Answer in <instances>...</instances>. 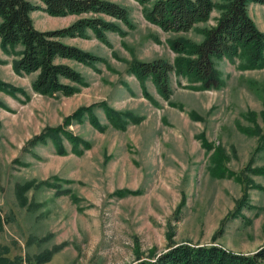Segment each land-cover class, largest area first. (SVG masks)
Masks as SVG:
<instances>
[{"label": "rangeland", "instance_id": "obj_1", "mask_svg": "<svg viewBox=\"0 0 264 264\" xmlns=\"http://www.w3.org/2000/svg\"><path fill=\"white\" fill-rule=\"evenodd\" d=\"M107 1L129 11L134 29L119 23L127 35L108 33L111 47L91 32L88 39L65 40L106 60L93 67L64 61L86 81L73 96L36 93L37 74H17V57L0 42V82L28 94L0 91V246L23 264L59 246L43 264H135L185 243L254 254L264 247V68L246 69L241 58L214 60L223 87L200 90L173 74L167 101L152 80L142 84L132 76L130 64L174 63L169 41L203 42L201 30L215 27L220 12L188 33H166L146 20L136 1ZM248 13L264 33V6L250 4ZM32 18L42 32L79 20L43 12ZM101 104L140 122L116 129ZM89 107L104 130L87 117L64 126ZM58 127L91 147H79L83 155L66 140L65 154L51 141L31 147ZM30 181L57 188L32 187L22 205L17 188Z\"/></svg>", "mask_w": 264, "mask_h": 264}, {"label": "trees", "instance_id": "obj_2", "mask_svg": "<svg viewBox=\"0 0 264 264\" xmlns=\"http://www.w3.org/2000/svg\"><path fill=\"white\" fill-rule=\"evenodd\" d=\"M143 7L146 20L166 33H188L197 24L206 23L217 10L220 18L215 27L201 30L204 40L193 43L186 38L170 40L171 49L177 55L174 63L159 59L152 62L133 61L129 73L142 84L152 80L159 94L167 101L173 96L172 75L187 77L200 90H218L223 81L215 68L214 60L241 58L246 69L264 68V33L260 31L248 13L250 4L264 6V0H134ZM43 12L52 17L77 16L72 25L42 32L37 30L32 14ZM119 23L134 29L129 11L107 0H0V42L6 53L17 57L14 69L20 75L37 74L33 82L36 93L44 96L61 94L73 96L79 86H86L82 74L64 61H75L93 67L106 60L69 45L66 39H88L91 32L97 40L111 47L108 33L126 36ZM18 48L20 50L16 51ZM0 91L10 95L18 93L28 98V94L10 84L0 82ZM147 98L152 100L148 94ZM111 125L125 130L128 124L140 120L130 113H119L107 104H101ZM95 107L81 108L68 117L65 127L72 121H82L87 117L90 124L104 130V126L94 113ZM64 140L74 146L78 155H83L79 147L89 149L82 139L64 127L47 129L30 143L31 147L52 142L58 154L67 150ZM223 171L220 174H226ZM57 186L50 182L35 184L30 181L18 186L17 197L22 205L27 204L26 191L32 187ZM66 192H61L63 194ZM0 229L3 221L0 215ZM62 247L37 255L31 264H43ZM9 249L0 246V264H23L22 258L8 256ZM149 260H138L135 264H264V247L252 255L232 252L220 245L185 243L172 246L162 254L153 252Z\"/></svg>", "mask_w": 264, "mask_h": 264}]
</instances>
